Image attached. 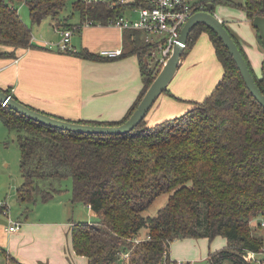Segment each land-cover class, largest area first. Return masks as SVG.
I'll use <instances>...</instances> for the list:
<instances>
[{
	"label": "trees",
	"instance_id": "obj_1",
	"mask_svg": "<svg viewBox=\"0 0 264 264\" xmlns=\"http://www.w3.org/2000/svg\"><path fill=\"white\" fill-rule=\"evenodd\" d=\"M15 1L19 0H0V44L12 49L1 56L14 57L18 48L36 46ZM210 1L241 7L250 19L260 13L262 4V0ZM24 2L32 24L50 17L63 28L74 26L69 16L61 15L67 0ZM206 2L192 5L198 9ZM151 5L150 0L72 2L78 23L103 25L124 16L127 9ZM202 30L214 45L222 75L202 100L191 101L189 109L170 118L153 124L143 118L122 134H87L44 125L0 102V118L15 130L20 150L19 200L29 203L39 195L46 201L61 189L59 180L69 177L72 200L86 203L98 216L97 221L78 220L70 226L72 246L88 258V264H165L172 241L216 236L225 237L226 244L208 252V264H264V107L246 87L222 41L203 23L191 29L182 55ZM256 34L260 41L257 30ZM144 35L142 29H123V48L117 55L135 54L142 80L126 114L115 121L79 122L118 124L132 113L161 67L157 59L154 65L152 61L164 38L147 42ZM232 36L264 93V74L254 73ZM67 52L94 60L110 58L85 48ZM1 89L18 100L10 87ZM166 192L164 206L155 215H144ZM8 260L25 264L10 256Z\"/></svg>",
	"mask_w": 264,
	"mask_h": 264
},
{
	"label": "crops",
	"instance_id": "obj_2",
	"mask_svg": "<svg viewBox=\"0 0 264 264\" xmlns=\"http://www.w3.org/2000/svg\"><path fill=\"white\" fill-rule=\"evenodd\" d=\"M234 1L243 3L242 0ZM214 13L237 38L254 73L260 67L262 72L264 48L244 9L239 7L238 16L220 10ZM137 15L135 7L124 13V17L130 19ZM47 18L38 23V28L45 26L43 22ZM68 22L76 26L70 37L73 51L85 48L99 53L102 49L123 48V29L113 24H80L79 18L75 21L69 19ZM55 25L58 24H52V28ZM55 36L56 40L60 39L59 32L55 31ZM52 37L54 35H49L46 27H40L36 33L32 30V42L36 46L18 48L14 57L0 55V87H10L22 103L63 119L115 121L122 118L142 87L137 56L130 54L95 60L83 58L59 50ZM11 50L0 44V53ZM154 59H157L155 54ZM219 64L214 45L208 33L202 30L187 54L182 55L176 73L167 86L168 91H163L146 113V123L153 124L181 114L192 106L191 101L202 100L222 75ZM17 183L15 191L19 200L17 187L21 182ZM63 190L53 191L46 201L41 200L39 195L29 203L19 200L23 215L14 217L20 221L16 230L8 229L9 216L3 210L6 207L9 214L11 207L5 197H0V202L4 203L0 210V264H10L9 256L25 264H88V258L77 254L72 246L70 226L78 220L89 222L88 219L96 214L86 203L73 201L71 189L68 191L66 188L65 196L60 197ZM56 196L59 197L54 205L57 214L49 213L44 217L33 215L37 209L55 212L54 207L45 204ZM207 241L211 240L206 237H185L173 241L170 243L169 258H195L198 249L205 258L210 251ZM222 245L218 241L213 249Z\"/></svg>",
	"mask_w": 264,
	"mask_h": 264
},
{
	"label": "water",
	"instance_id": "obj_3",
	"mask_svg": "<svg viewBox=\"0 0 264 264\" xmlns=\"http://www.w3.org/2000/svg\"><path fill=\"white\" fill-rule=\"evenodd\" d=\"M214 4L207 0L205 6L193 11L182 25L179 35L173 44L172 50L162 63L158 73L146 88L132 113L126 120L118 124H92L79 121H71L56 117L37 109H34L14 98L10 93H6L0 88V102L7 104L10 108L21 115L35 120L50 127H56L77 133L87 134H122L132 130L146 115L156 98L167 88L181 61L183 51L186 47L188 35L194 25L203 23L209 27L227 48L229 54L236 63L246 87L264 107V93L259 88L255 78L248 66V63L234 40L231 32L224 22L214 13ZM252 26L258 31L260 42L264 48V0H262L260 13L251 19ZM264 74V61L262 64ZM2 220V219H0Z\"/></svg>",
	"mask_w": 264,
	"mask_h": 264
},
{
	"label": "rangeland",
	"instance_id": "obj_4",
	"mask_svg": "<svg viewBox=\"0 0 264 264\" xmlns=\"http://www.w3.org/2000/svg\"><path fill=\"white\" fill-rule=\"evenodd\" d=\"M127 1H129V0H127ZM190 1L193 3H198L199 1H203V0H190ZM244 1L245 0H242L241 2L244 3ZM72 2H73V0H67L65 7L61 11V15L63 17L69 16V19L71 21H75L77 18H79V16H78L77 12L73 11ZM15 6L17 7L19 15L22 14V16L21 15L20 16L23 17V20L24 21L26 20L27 24L30 25L31 31L33 30V32L36 33L37 31H39L40 27H46L48 34L54 35V37H52L54 39V42L58 41L55 39L56 38L55 29H54V27L52 28V24H54L55 22L53 23V20L50 17H48L46 19V21L43 22V25H44V23H46L45 26H39V28H38V25H39L38 23H36V24L31 23L29 11H28L27 5L25 4L24 0L15 1ZM213 10L214 11L220 10L221 12L233 14L234 16H238L237 12L239 11V7H236L233 5H228V4L215 3ZM42 32H43V30H42ZM157 56H158V54H157ZM155 62H156V60L154 59L152 61V65H154ZM221 70H222V68L220 66V71ZM255 72H256L257 76H260L262 74L261 67L259 70H257V71L255 70ZM19 159H20V150H19L17 140H16V132H15V130L9 129L5 125V123L2 121V119L0 118V197L2 199L5 197L6 200L8 201V204L11 207V210L9 212V216L13 220H16L14 218L15 216L23 215V214H21L22 206H21V204H19L20 203L19 200H17L16 191H15L16 190V184H18L17 182H22V177H21V173H20V169H19ZM59 181L60 182H58L57 185H59L61 188L64 189L62 195L60 196V197H63V196H65V193H64V192H66L65 189L67 188L68 191L70 189L71 180L69 177H67V178H63ZM167 196H168L167 192L161 193L160 195H158L152 201V203L144 210L143 214L144 215H155L159 211V209L161 207H163L164 204L166 203ZM58 199H59V197L56 196L55 199H51L49 204H45V205H50V206L54 207V205L58 202ZM38 203H41V202H38ZM76 203H78V202H76ZM30 207L32 208V206H30ZM54 209H55V212H53L54 210H49L48 213H47V211L45 212V209H44V211L42 209H40V210L37 209L33 213V215L44 217V216L48 215L49 213L50 214H57V209L55 207H54ZM88 220H89V222L97 221L98 216L96 215L93 218L88 219ZM141 232H142V234H145V228H142ZM194 239H200V238H194ZM176 240H178V239H176ZM176 240H174V241H176ZM218 241H221L223 243V245L221 247H223L225 245L226 240H225V238H223L221 236H216L211 241H207L206 243H207V246L210 248V250H216V249H213V247L216 245V243ZM206 257L204 258V254H202L200 252V249H198V256L195 258L190 257L187 259H185V258L182 259V258L171 256V258L185 260L187 262L186 264H208ZM252 264H259V263L257 261H253Z\"/></svg>",
	"mask_w": 264,
	"mask_h": 264
},
{
	"label": "built area",
	"instance_id": "obj_5",
	"mask_svg": "<svg viewBox=\"0 0 264 264\" xmlns=\"http://www.w3.org/2000/svg\"><path fill=\"white\" fill-rule=\"evenodd\" d=\"M125 1V0H121ZM151 6L137 7L138 15L135 19L120 16L113 20V24L121 29L138 28L145 32L144 39L152 42L154 37L164 38V42L159 45L157 60L162 64L169 55L172 45L177 39L180 28L189 15L196 10L188 0H150ZM84 24H92L91 21H85ZM54 29L60 33V39L56 42L59 50L67 51L72 49L70 46V37L76 26L63 28L55 25ZM120 53L118 49H102L99 54L107 57H114ZM4 104V103H2ZM3 202H0L3 208ZM3 213L8 217V210L5 207ZM8 219V229L16 230L20 226V221ZM139 241L140 239H135ZM166 255V253H165ZM123 257L128 256V252L122 253ZM169 258V256H168ZM165 264H186L182 259H168Z\"/></svg>",
	"mask_w": 264,
	"mask_h": 264
},
{
	"label": "bare ground",
	"instance_id": "obj_6",
	"mask_svg": "<svg viewBox=\"0 0 264 264\" xmlns=\"http://www.w3.org/2000/svg\"><path fill=\"white\" fill-rule=\"evenodd\" d=\"M205 6V5H204ZM136 9H137V7H135ZM201 8H203V6L201 5L198 9H201ZM198 9H196V10H198ZM127 18V17H126ZM135 19V18H134ZM187 20V19H186ZM184 24V23H183ZM182 27V26H181ZM181 29V28H180ZM180 32V31H179ZM179 35V34H178ZM178 37V36H177ZM176 41V40H175ZM174 44V43H173ZM172 47H173V45H172ZM171 50H172V48H171ZM171 52V51H170ZM170 54V53H169ZM168 57V56H167Z\"/></svg>",
	"mask_w": 264,
	"mask_h": 264
},
{
	"label": "flooded vegetation",
	"instance_id": "obj_7",
	"mask_svg": "<svg viewBox=\"0 0 264 264\" xmlns=\"http://www.w3.org/2000/svg\"><path fill=\"white\" fill-rule=\"evenodd\" d=\"M204 7V6H203Z\"/></svg>",
	"mask_w": 264,
	"mask_h": 264
}]
</instances>
